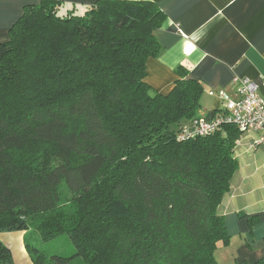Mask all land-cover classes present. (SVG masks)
Wrapping results in <instances>:
<instances>
[{"label":"trees","instance_id":"obj_1","mask_svg":"<svg viewBox=\"0 0 264 264\" xmlns=\"http://www.w3.org/2000/svg\"><path fill=\"white\" fill-rule=\"evenodd\" d=\"M165 21L150 1L40 0L0 44V234L74 245L49 256L26 235L34 264H219L241 134L182 137L222 110L200 114L187 68L167 94L148 83Z\"/></svg>","mask_w":264,"mask_h":264},{"label":"crops","instance_id":"obj_2","mask_svg":"<svg viewBox=\"0 0 264 264\" xmlns=\"http://www.w3.org/2000/svg\"><path fill=\"white\" fill-rule=\"evenodd\" d=\"M68 7L84 8L97 0H59ZM150 1L166 14L156 33L157 56L147 62V81L167 94L178 79L177 71L189 69V77L203 85L200 114L219 111L222 100L210 92H235L233 80L248 78L264 82V0H128ZM40 0H0V44L10 40V31L27 5ZM258 135L240 137L236 157L239 168L220 212L226 220L230 242H220L226 264L256 262L264 258V146L249 150ZM27 232L0 234L11 250L14 264H34L25 245Z\"/></svg>","mask_w":264,"mask_h":264},{"label":"built area","instance_id":"obj_3","mask_svg":"<svg viewBox=\"0 0 264 264\" xmlns=\"http://www.w3.org/2000/svg\"><path fill=\"white\" fill-rule=\"evenodd\" d=\"M235 92L211 91L223 102L222 112L212 118L200 117L188 128L184 137L208 136L226 126H234L241 136L252 133L258 136L249 145V150L264 146V82L256 83L248 78L236 77L233 80ZM240 139L237 140V144Z\"/></svg>","mask_w":264,"mask_h":264},{"label":"rangeland","instance_id":"obj_4","mask_svg":"<svg viewBox=\"0 0 264 264\" xmlns=\"http://www.w3.org/2000/svg\"><path fill=\"white\" fill-rule=\"evenodd\" d=\"M26 240L28 243H30L34 247L41 249L49 256H53V255L70 256L74 253V245L72 244L67 234H61L50 242H42L39 239V233L37 231H30L28 232ZM224 252L225 251H223V249L222 250L220 249L217 252V257L222 264H226L228 261L227 258L229 257V255L227 257L225 256V260L223 261L222 257L224 255ZM73 264H77V263H73Z\"/></svg>","mask_w":264,"mask_h":264}]
</instances>
